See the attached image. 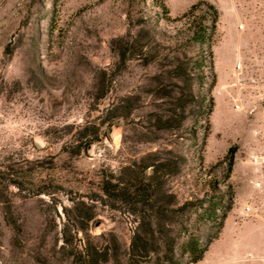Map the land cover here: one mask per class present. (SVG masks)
Here are the masks:
<instances>
[{
    "label": "rangeland",
    "instance_id": "obj_1",
    "mask_svg": "<svg viewBox=\"0 0 264 264\" xmlns=\"http://www.w3.org/2000/svg\"><path fill=\"white\" fill-rule=\"evenodd\" d=\"M0 264H264V0H0Z\"/></svg>",
    "mask_w": 264,
    "mask_h": 264
},
{
    "label": "trees",
    "instance_id": "obj_2",
    "mask_svg": "<svg viewBox=\"0 0 264 264\" xmlns=\"http://www.w3.org/2000/svg\"><path fill=\"white\" fill-rule=\"evenodd\" d=\"M194 9H195L194 7L191 8V11L194 10ZM228 159H229V161L231 163V161H232V153L231 152H229V154H228Z\"/></svg>",
    "mask_w": 264,
    "mask_h": 264
}]
</instances>
